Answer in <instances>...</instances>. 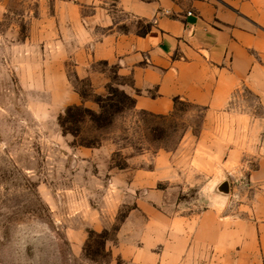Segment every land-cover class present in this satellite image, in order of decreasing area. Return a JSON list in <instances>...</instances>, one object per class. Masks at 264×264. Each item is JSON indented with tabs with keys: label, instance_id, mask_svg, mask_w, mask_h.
<instances>
[{
	"label": "rangeland",
	"instance_id": "obj_1",
	"mask_svg": "<svg viewBox=\"0 0 264 264\" xmlns=\"http://www.w3.org/2000/svg\"><path fill=\"white\" fill-rule=\"evenodd\" d=\"M55 1L0 0V264H129L138 250L169 252L178 230L201 235L204 217L216 231L240 223L246 232L253 199L264 198V97L243 87L219 113L186 102L162 116L125 105L104 126L85 118L65 134L68 107L97 113V98L129 81L105 63L90 64L96 86L76 76ZM111 6L119 33L149 29ZM224 183L227 194L218 192ZM216 253L210 264H223Z\"/></svg>",
	"mask_w": 264,
	"mask_h": 264
},
{
	"label": "crops",
	"instance_id": "obj_2",
	"mask_svg": "<svg viewBox=\"0 0 264 264\" xmlns=\"http://www.w3.org/2000/svg\"><path fill=\"white\" fill-rule=\"evenodd\" d=\"M185 1H55L60 43L67 42L74 51L76 76L96 86L90 64L113 66L119 78L129 81L121 88L134 99V110L158 116L172 112L176 102L222 112L243 87L264 97V0ZM110 3L116 12L148 24L149 30L142 35L119 33ZM84 9L90 13L83 14ZM96 29L106 32L97 37ZM78 101L74 94L71 102ZM256 126L262 130L264 148V121ZM258 200L252 201L246 232L240 223L216 231L204 217L197 239L178 230L169 252L160 256L138 250L128 263L159 264L170 258L172 264H210L213 247L225 259L223 264H232L228 258H254V264H263L264 198Z\"/></svg>",
	"mask_w": 264,
	"mask_h": 264
},
{
	"label": "trees",
	"instance_id": "obj_3",
	"mask_svg": "<svg viewBox=\"0 0 264 264\" xmlns=\"http://www.w3.org/2000/svg\"><path fill=\"white\" fill-rule=\"evenodd\" d=\"M96 104L98 106L97 113L82 106L68 107L63 116L59 118V127L62 132L65 134H76L78 132V125L85 118H88L96 125L104 126L111 122L114 115L121 113L125 105L134 109V99L112 88L108 89V95L105 98L98 97Z\"/></svg>",
	"mask_w": 264,
	"mask_h": 264
},
{
	"label": "water",
	"instance_id": "obj_4",
	"mask_svg": "<svg viewBox=\"0 0 264 264\" xmlns=\"http://www.w3.org/2000/svg\"><path fill=\"white\" fill-rule=\"evenodd\" d=\"M218 192L222 193V194H227L228 193V185L226 183H224L223 185H220V187H218Z\"/></svg>",
	"mask_w": 264,
	"mask_h": 264
}]
</instances>
